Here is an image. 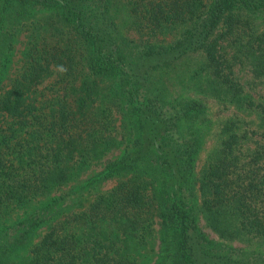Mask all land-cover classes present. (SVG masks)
Here are the masks:
<instances>
[{
    "label": "trees",
    "instance_id": "1",
    "mask_svg": "<svg viewBox=\"0 0 264 264\" xmlns=\"http://www.w3.org/2000/svg\"><path fill=\"white\" fill-rule=\"evenodd\" d=\"M259 17L264 0H0V264H147L156 235L152 264H264V249L215 246L264 242V98L236 72L264 77ZM207 98L234 114L194 177Z\"/></svg>",
    "mask_w": 264,
    "mask_h": 264
},
{
    "label": "rangeland",
    "instance_id": "2",
    "mask_svg": "<svg viewBox=\"0 0 264 264\" xmlns=\"http://www.w3.org/2000/svg\"><path fill=\"white\" fill-rule=\"evenodd\" d=\"M257 22H258L259 27H262V26L264 27V18L262 19L259 17L257 19ZM126 34L130 37H137V35H138L137 31L135 30V28L133 26H128L126 28ZM25 39L26 38L24 36V32H21L15 37V39L13 41V46H12V49L10 51V59H9L8 65H7L6 73H5V74H7V76L12 74L15 71V68L19 63ZM251 71L252 70H250L249 66L241 65V64L237 65L236 72L238 74V78L243 83L244 92L251 94L255 98H260V97L264 98V77L263 78H256L252 74ZM53 77H54L53 74L49 75L43 82H41L40 87H43L46 84H48L50 81H52ZM4 81H6V77H5ZM45 90L48 91L47 89H45ZM204 101H205L206 113H207V116L209 118V121L203 126L204 127L203 142H202L201 147L199 148V150L195 156L194 177L199 175V172L202 168V165L206 161L207 155L213 149H216L218 146L219 126H220L222 120H224V118H226V117H229L230 114L231 115L234 114V108L233 107H227L226 108L221 103L216 102L213 98H207ZM237 112H238V114H240L239 116L244 117L248 120L247 123L249 125V129L257 126V119L254 117V115L252 113H249L247 111L243 112V111H239V110H237ZM248 145H251V144L248 143L247 146ZM247 146H245L244 148H246ZM121 148H122V145L119 148H115V149L110 150L104 158L116 156L121 151ZM101 168H102V163H100V162L92 164L91 166H89V168L86 169L85 172L82 173L81 178L86 179L90 176H93ZM119 177L120 176H113V177L105 179L103 181L96 182L94 185H90L88 187V189L81 191V192H78V193H74L73 195L79 196L82 198V205L79 206L78 204H76L74 206H70V209L81 208L82 206L86 205L88 203V201L94 196V194L96 192L110 188L113 184L116 183V181L118 180ZM58 193H59V191L53 192L48 197H44L43 200H46L49 197L58 195ZM193 198L197 204L200 203V193H199L198 189H196V188H195V192L193 194ZM199 225H200L201 229H203L206 233H208L209 237L218 238L216 233L213 230H211L205 224L203 217H201L200 215H199ZM44 231H45V229L43 227L39 228L36 231V233L34 234L32 240H31V243L34 241H37L41 237V235L43 234ZM219 242H221V239H218V242H216L215 246L222 249L223 251H228V250H230L229 248L231 247L234 249L235 252H243L244 254H246L249 251H251V249H253V248L264 249V242H258L256 240H252L251 243H249V244H247L246 241H242V240H225L224 245L223 244L220 245ZM223 246L225 247L224 249L222 248ZM240 247L245 248V250L240 248ZM157 249H158V238L156 235L145 246V248H143L141 250L140 259L142 261L146 262L147 264H152L155 257H156ZM25 252H26V250H22L21 255L22 256L26 255ZM228 255H232L234 257H240V254H228ZM248 255L250 258H252L254 256V254H246V256H248Z\"/></svg>",
    "mask_w": 264,
    "mask_h": 264
}]
</instances>
